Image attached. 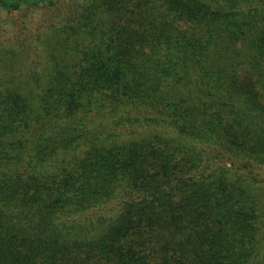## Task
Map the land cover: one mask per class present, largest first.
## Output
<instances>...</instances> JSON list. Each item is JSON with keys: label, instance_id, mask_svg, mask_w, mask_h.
Wrapping results in <instances>:
<instances>
[{"label": "trees", "instance_id": "1", "mask_svg": "<svg viewBox=\"0 0 264 264\" xmlns=\"http://www.w3.org/2000/svg\"><path fill=\"white\" fill-rule=\"evenodd\" d=\"M0 264H264V0H0Z\"/></svg>", "mask_w": 264, "mask_h": 264}]
</instances>
